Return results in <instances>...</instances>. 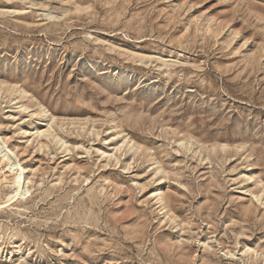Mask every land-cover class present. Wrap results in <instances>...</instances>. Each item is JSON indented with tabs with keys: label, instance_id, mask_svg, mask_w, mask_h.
<instances>
[{
	"label": "rangeland",
	"instance_id": "374dc122",
	"mask_svg": "<svg viewBox=\"0 0 264 264\" xmlns=\"http://www.w3.org/2000/svg\"><path fill=\"white\" fill-rule=\"evenodd\" d=\"M0 264H264V0H0Z\"/></svg>",
	"mask_w": 264,
	"mask_h": 264
},
{
	"label": "bare ground",
	"instance_id": "6f19581e",
	"mask_svg": "<svg viewBox=\"0 0 264 264\" xmlns=\"http://www.w3.org/2000/svg\"><path fill=\"white\" fill-rule=\"evenodd\" d=\"M9 161V159H8ZM8 167H13V163H8L7 164ZM12 182L14 183V185L16 186V191L17 193L21 192L22 190V186H21V172H18L16 171L14 174H13V177H12Z\"/></svg>",
	"mask_w": 264,
	"mask_h": 264
}]
</instances>
